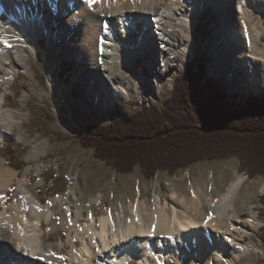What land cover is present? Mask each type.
<instances>
[{
    "label": "bare ground",
    "instance_id": "bare-ground-1",
    "mask_svg": "<svg viewBox=\"0 0 264 264\" xmlns=\"http://www.w3.org/2000/svg\"><path fill=\"white\" fill-rule=\"evenodd\" d=\"M209 7L218 28L214 37L200 41L211 58L208 76L224 75L239 88L263 90L264 0H0V146L6 141L29 145L25 159L34 163L20 173L0 155V264H168L170 258L175 264H238L243 256L253 257L255 242L245 235H257L262 222L251 211L255 203L251 212H236L235 200L246 184L242 175L216 198L191 184L193 199L171 188V204L155 194L148 206L138 195L96 220L90 209L102 194L84 202L76 191V173H70L63 193L44 201L35 194L50 141L23 140L25 111L3 106L5 95L15 94L12 85L20 72L32 80V88L19 95L21 105L29 95L38 101L50 97L69 108L64 117H71V104L90 113L70 85L60 82L57 65L72 60L71 83L78 79L101 112L132 95L152 99L164 85L163 68L176 58L184 67L194 56L195 27ZM37 52L45 61L47 87L36 80ZM137 59L140 73H131L128 64ZM32 171L36 183L29 179Z\"/></svg>",
    "mask_w": 264,
    "mask_h": 264
},
{
    "label": "rangeland",
    "instance_id": "rangeland-1",
    "mask_svg": "<svg viewBox=\"0 0 264 264\" xmlns=\"http://www.w3.org/2000/svg\"><path fill=\"white\" fill-rule=\"evenodd\" d=\"M124 14L128 15L127 13ZM216 16L217 14L212 7H209L205 12L201 11L199 23L194 31V36L199 43L194 56L185 62L184 67L181 65V58H176L167 68H163L164 75L162 79L164 85L158 94L155 93L152 99H149L147 94L132 95L128 100L116 103L107 112H101L98 108L92 106L89 98L86 97L85 86H82L78 79L74 80L73 84L71 83L70 74L73 68L76 67V62L73 60L57 65L58 70H60V82L69 84L73 97L89 105L90 113L88 114L80 111L79 106L71 104V117H64L62 112H69V108L65 106L58 107L56 101L50 97H45L44 101H38L29 95L28 100L21 105L19 95L23 91L32 88V80L27 79L18 72V76L14 79L12 85L15 94H6L3 106L9 108L19 107L25 111L28 119L24 121L19 131L23 140H30L34 137L37 139L46 138L50 141L47 154L44 158H41L46 163V167L41 172L43 183L36 186L35 194L44 201L49 196L63 193L70 181V173H76L78 175L76 191L84 202L88 201L89 197L96 195L97 192L102 194L100 201L92 205L90 209L97 220L100 215L107 213L109 209L116 212L120 210V205L123 204L126 207L138 195L141 200L146 201L148 206L153 204L155 194L160 195L162 201L166 200L171 204V188H175L178 195H187L193 199L194 194L190 188L191 184L195 188L201 189L203 194L216 198L237 175H242L246 179V184L240 196L235 200L236 212L240 215L243 212L250 211L249 206L255 203L251 211L256 214L262 223L257 235H245L247 242L251 240L255 242L252 244L253 257L243 256L238 264H249L250 260L252 264H264V242L261 240V229L264 226L263 205L261 203V197L264 195V177L257 175L249 178L244 172L240 171L239 161L236 158L202 161L194 163L185 170H179L173 175L159 172L153 179L148 180L144 178L137 167L128 174L117 173L103 161L94 158L92 149L85 148L80 144V138L83 136L87 124L107 125L115 119L124 117L125 113H136L152 105L159 108L163 107L165 99L171 95L175 77L188 68L196 70L198 64H204L205 66L203 81L209 79L228 100L243 103L249 97H264V89L253 92L252 90L239 88L232 80L229 83L224 75L218 78L208 76L206 64L211 58L206 50L202 49L200 41L204 42L208 38L214 37L215 29L218 28ZM262 39L264 41V35H262ZM40 42L45 47V40H40ZM36 55L38 56V65L35 66L36 80L39 81L41 86L47 87L46 74L43 69L45 61L42 59L40 52H37ZM138 63L140 64L139 59L128 64L131 73H140ZM144 69L147 78H149L147 82L150 83L152 74L146 65ZM28 149L29 145L6 141L0 146V155L3 156L7 165L21 173L28 164H34L25 159ZM29 179H31V182L36 183L38 176L32 171ZM154 183L155 187L153 186ZM76 203L80 204L81 201L77 200ZM125 212L128 213L127 208ZM86 215L87 212L84 211V216ZM61 235L63 241L68 238L66 230L61 231ZM77 243L81 247V243L78 241ZM65 245L68 250L70 246L67 243ZM168 264H175V262L170 258Z\"/></svg>",
    "mask_w": 264,
    "mask_h": 264
},
{
    "label": "trees",
    "instance_id": "trees-1",
    "mask_svg": "<svg viewBox=\"0 0 264 264\" xmlns=\"http://www.w3.org/2000/svg\"><path fill=\"white\" fill-rule=\"evenodd\" d=\"M204 74L198 64L177 75L161 108L125 113L107 125L87 124L80 144L117 173L137 167L148 180L228 158H236L249 178L264 177V97L228 100L209 79L203 81ZM261 203L264 221V195Z\"/></svg>",
    "mask_w": 264,
    "mask_h": 264
},
{
    "label": "snow or ice",
    "instance_id": "snow-or-ice-1",
    "mask_svg": "<svg viewBox=\"0 0 264 264\" xmlns=\"http://www.w3.org/2000/svg\"><path fill=\"white\" fill-rule=\"evenodd\" d=\"M92 2H94V0H88V3L89 4H91ZM5 44H6V46H11V45H9L8 43H7V41H3ZM50 203V202H49ZM25 211H27V208H25Z\"/></svg>",
    "mask_w": 264,
    "mask_h": 264
}]
</instances>
